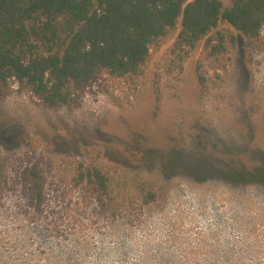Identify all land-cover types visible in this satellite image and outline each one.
<instances>
[{"label":"rangeland","instance_id":"rangeland-1","mask_svg":"<svg viewBox=\"0 0 264 264\" xmlns=\"http://www.w3.org/2000/svg\"><path fill=\"white\" fill-rule=\"evenodd\" d=\"M217 30L235 44L180 52L177 25L136 83L99 76L69 106L12 85L0 102V264H264V186L187 172L264 162V28L259 49L225 23ZM76 162L143 173L161 194L146 206L130 194L112 216L72 180ZM32 167L44 185L33 205L20 178Z\"/></svg>","mask_w":264,"mask_h":264},{"label":"trees","instance_id":"trees-1","mask_svg":"<svg viewBox=\"0 0 264 264\" xmlns=\"http://www.w3.org/2000/svg\"><path fill=\"white\" fill-rule=\"evenodd\" d=\"M221 23L246 47L259 49L264 0H230L228 7L221 0H0V102L12 85L57 109L74 104L99 76L134 84L144 74L150 50L177 25L175 50L193 49L205 41V50L215 56L222 47L213 40L222 43L227 38L232 45L236 41L217 30ZM198 79L204 88V77L199 74ZM160 101L157 91L155 111L160 110ZM71 171L76 185L92 187L112 216L122 211L130 194L145 206L161 194L143 173H120L92 162H76ZM187 172L200 180L264 186V162L226 170L201 163ZM4 177L0 161V189ZM20 178L28 186L25 193L31 205L41 202V171L25 169Z\"/></svg>","mask_w":264,"mask_h":264}]
</instances>
